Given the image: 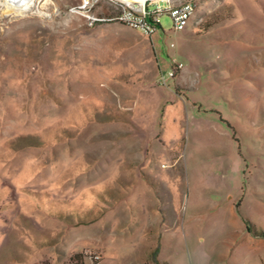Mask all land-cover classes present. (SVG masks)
<instances>
[{
  "label": "rangeland",
  "instance_id": "rangeland-1",
  "mask_svg": "<svg viewBox=\"0 0 264 264\" xmlns=\"http://www.w3.org/2000/svg\"><path fill=\"white\" fill-rule=\"evenodd\" d=\"M164 1L0 7V264H264V0Z\"/></svg>",
  "mask_w": 264,
  "mask_h": 264
},
{
  "label": "built area",
  "instance_id": "built-area-1",
  "mask_svg": "<svg viewBox=\"0 0 264 264\" xmlns=\"http://www.w3.org/2000/svg\"><path fill=\"white\" fill-rule=\"evenodd\" d=\"M96 2L97 0H83L82 7H91ZM194 9L195 4L192 0H185L178 5H170L169 1L157 2L148 7L142 5L136 8L123 9V15L119 17V20L126 19L150 35L156 31V24L160 25L159 18L162 13H166L170 17L174 30H182L193 16ZM99 20L98 18H91V21ZM173 75L174 73L170 72V76Z\"/></svg>",
  "mask_w": 264,
  "mask_h": 264
},
{
  "label": "bare ground",
  "instance_id": "bare-ground-1",
  "mask_svg": "<svg viewBox=\"0 0 264 264\" xmlns=\"http://www.w3.org/2000/svg\"><path fill=\"white\" fill-rule=\"evenodd\" d=\"M128 2L143 3L144 0H124ZM37 0H0V7L4 8L5 13H23L31 10Z\"/></svg>",
  "mask_w": 264,
  "mask_h": 264
},
{
  "label": "trees",
  "instance_id": "trees-1",
  "mask_svg": "<svg viewBox=\"0 0 264 264\" xmlns=\"http://www.w3.org/2000/svg\"><path fill=\"white\" fill-rule=\"evenodd\" d=\"M149 22H150V20H149ZM156 26L158 27L159 25L156 24ZM227 124H228V126H230L229 123H227ZM232 138H233L235 141H237V139H236V137H235V131H234V129H232ZM239 148H240V147H238L239 155H240V149H239ZM248 223L250 224V231H252V230H251V226H252V225H251L250 222H248ZM262 237H264V236H262ZM84 258H85V256H84L83 252H81V253H75V254H73L72 256H70L66 262H64V263H62V264H85V262H84ZM95 263H96V262H95Z\"/></svg>",
  "mask_w": 264,
  "mask_h": 264
},
{
  "label": "crops",
  "instance_id": "crops-1",
  "mask_svg": "<svg viewBox=\"0 0 264 264\" xmlns=\"http://www.w3.org/2000/svg\"><path fill=\"white\" fill-rule=\"evenodd\" d=\"M185 1V0H184ZM183 2V1H182ZM170 3V5H178V4H180L181 2H178V3H172V2H169ZM194 12H195V9H194ZM194 15V14H193ZM192 18V17H191ZM191 20V19H190Z\"/></svg>",
  "mask_w": 264,
  "mask_h": 264
}]
</instances>
